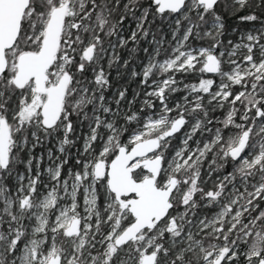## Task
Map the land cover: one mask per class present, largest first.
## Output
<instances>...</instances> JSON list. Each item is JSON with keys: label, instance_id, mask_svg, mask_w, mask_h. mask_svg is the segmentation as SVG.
I'll list each match as a JSON object with an SVG mask.
<instances>
[{"label": "rangeland", "instance_id": "rangeland-1", "mask_svg": "<svg viewBox=\"0 0 264 264\" xmlns=\"http://www.w3.org/2000/svg\"><path fill=\"white\" fill-rule=\"evenodd\" d=\"M58 1L55 4L54 0H50L47 4L49 6L46 9L47 15L41 19L39 16L38 20H34L39 27L30 22V30L34 31L36 29L35 31H38L37 34L40 37L36 44L32 42L35 44L33 49L18 52L14 46L8 50L5 56L8 72L6 77L2 76L0 78V107L3 108V111H0V119L1 117L6 119L9 134V144L6 151L7 165L3 168L5 170L3 174L0 175V223L4 221V224L14 225L10 226L11 232L3 233L0 230V264H43L46 258L56 251L55 246L60 247L54 245L52 240L48 242V235L50 234L49 237L54 238L53 231L56 236H58L56 233H60V231L64 233L69 228L70 222L75 219L79 221V228L75 234L67 237L64 241L62 264L104 263V261L109 262L111 257V264H141L142 259L147 254L154 255L153 264H164V260L168 256L173 255L179 258L185 252L191 250L197 252L194 260L199 264H211L212 259L219 254L223 255L222 264H240L237 259V262L233 261V258L237 257L238 254L243 256L245 253L241 244L245 242V237L249 233V231H245L248 220L243 221L241 216L249 208L251 200L257 197L256 195L261 188L260 185V187H255L251 197L246 199V196L242 193L246 188L245 178H243V185H241L243 189L238 191V187L230 183V178L228 179L223 175L215 176L213 180L209 179L208 186L212 191H216V194L208 196V201L203 203V206L207 207L212 201L216 200L215 206L214 204L211 205V207L217 208L214 214L204 217L189 213L188 218L185 219L186 210L177 209L176 212H170L158 224L154 234L141 233L135 239L137 240L135 245L127 243L125 247L117 246L114 240L128 225L123 226L120 224L127 217L128 212L125 208L121 209L118 206L114 194L108 191L106 177L97 179L93 171L97 161L102 160L107 164L105 159L111 153H114V141L116 140L114 133L118 131L116 127L117 112L107 110L106 107L100 108L97 103L95 111L88 113V108L84 107L88 103L86 89H80L76 84L73 85L70 82L65 95L72 94V91L76 90L80 96L77 95L72 104L75 115L76 113L78 115L79 110L84 108L78 121L71 125L69 121H65L64 124L57 123L58 125H55V128L49 127L51 132L48 135L49 137L45 139L44 144L39 143L34 130L28 131V136L22 135L20 130L23 125L37 121V117L40 116V107L45 98L44 93L40 94L35 91L33 82L26 84L21 89L14 85L13 76L17 71L16 63L20 54L36 53L39 50L46 22L52 9L66 4L65 16L73 13L72 9L70 10L71 6L68 0ZM190 1L186 10L182 7L178 13L165 18L168 23L165 29L162 28L163 33L159 43L162 44L165 39H168L172 44L171 49L174 55L159 61L157 66L163 70L180 71V73L184 71L192 72L194 67L203 68L207 57L214 54L212 50L204 47L186 46L192 25L190 24L182 29L179 21L184 18L190 9L202 6L200 4L196 5L197 0ZM243 1L237 0L240 4ZM26 10L24 13L28 15L30 8L28 11ZM138 22L134 28L129 27L127 24L123 28V33H120L117 37V42L109 48L100 49L98 57L107 60L111 58L113 53L116 54L118 46L126 45L130 40H134L136 43L137 28L141 24V21ZM41 25L42 27H40ZM211 26L219 29L221 27L217 22L211 23ZM65 32L66 30H63L62 27L56 52L59 48L62 51L71 43H67ZM31 37L33 38L32 34L29 33L25 40ZM152 40L155 44L152 35H149L146 42L150 44ZM88 45H92L90 40L86 41L80 50L82 57ZM230 47V50L225 54L227 57L236 60L234 65L230 67L231 69L223 72L219 70L215 74L219 80L214 82L210 78L207 79L208 81L201 80V90L204 91L203 99L207 103H211L212 106L216 105L219 108L225 106V103L228 102L227 98L232 92L231 88L235 86L240 90L229 101V104L246 91L249 95L248 98L252 99L258 89L255 81L264 76V39L262 37L252 35L250 31H246L244 34L238 35V38L233 41ZM214 55L218 58L221 53L218 56ZM66 60L69 61V58L63 60L61 57H56L55 61L60 64H57L58 68L56 70H52L51 73L54 76L58 77L59 73L63 71ZM218 60L220 64V59L218 58ZM108 61H106L107 65L109 64ZM225 62L227 63L228 60L226 59ZM149 67L150 61H147L141 65L140 70L148 72ZM100 73L102 72L99 67L95 77L100 76ZM249 76L253 79L249 80ZM181 80L170 74L154 82H149L142 102L153 107L152 103L156 100L157 104L154 107L158 110L149 113L141 128L131 134L130 143L146 139L147 135L152 134L159 135V139L163 141L165 132L173 126L175 121L181 120L180 116L174 118L168 116L169 110H165L162 97L164 89L171 86V84L174 85L173 90L186 87V83ZM210 86L215 87L211 89ZM191 96H193L192 92H186L182 96L183 101L180 103L175 101L170 110L183 106L187 103V98ZM200 98L202 99L200 96L196 100ZM263 100L260 104L257 103L258 100L251 102V106L256 110L254 117L256 119L264 115V110L262 112L259 110L263 106ZM231 110L232 106H229L224 121L226 123H229V119L233 117V111ZM2 113H4V116ZM66 116L64 113L62 116L61 113L60 117L65 120ZM253 119L248 120L250 121L248 127L250 129L255 123ZM38 120L42 124L41 117ZM197 125V123H194L188 128H180L177 132L180 147L174 150L171 155L172 158L161 167L163 172H169L168 176L171 173L183 172L179 174L178 182L187 183L188 188L194 182L197 183L200 180V172H198V169H194L196 168L194 165L202 163L210 153L215 155L212 148L222 137V133L217 130L212 141L200 143L198 137L193 139ZM263 128H259V131H263ZM19 135L21 139L17 140L16 137ZM173 136L175 135L173 134ZM228 137L227 142L222 147L221 154L223 156L228 155L230 149L238 148V146L241 149L244 146L246 147L251 133L247 134L246 129H240L237 135L233 132L230 138ZM65 145H70L71 151H65ZM40 147H42L43 152L39 150ZM261 155H264V145L260 144L257 154L248 152L244 156L241 155L238 169L243 171L245 168L256 165L260 161ZM212 163L213 160L210 159L204 168L206 175L201 178L200 182L207 181L208 177H211L217 171L214 167L208 166ZM11 164L13 167H10ZM18 164H21V168L23 167L20 172L14 170L18 167ZM188 172H190V180L188 179ZM8 177L11 180V188L3 183V179ZM222 184L230 186V188L219 187ZM177 185L179 188L180 183ZM217 187L219 188L216 189ZM185 191L186 188L181 190L180 194H184ZM219 196L222 198L218 199ZM225 225L226 232H222ZM204 229L213 232L215 238L219 236L221 243L214 241L209 249H206L199 238ZM167 232L171 236L164 240L165 246H160L159 243L154 241ZM47 242L48 245H46ZM148 246H150L149 251H147ZM93 248L99 249L100 252L92 251ZM255 250L257 251V249ZM158 259L159 262L156 263Z\"/></svg>", "mask_w": 264, "mask_h": 264}, {"label": "trees", "instance_id": "trees-1", "mask_svg": "<svg viewBox=\"0 0 264 264\" xmlns=\"http://www.w3.org/2000/svg\"><path fill=\"white\" fill-rule=\"evenodd\" d=\"M49 1L50 0H29L30 3L26 11L30 8V12L28 15L25 14L22 18L19 37L14 45L18 52L20 50L26 51L33 49V45L40 39L39 34H37L38 31H35L36 29L34 31L30 30V22H32L34 26L39 27L34 20H38L39 16L41 19L47 15L46 9L49 7L47 6ZM54 2L57 4L59 1L54 0ZM190 2V0H187L184 3V10L188 8ZM68 3H70V10L72 9L73 13L65 16L62 27L63 30H66L65 37L67 38V43H71L62 51L61 48H59L60 50L58 49L50 70H56L58 68L57 64H60L58 61H55L56 57H61L63 60L69 58V61H65L63 71L71 76L73 85L76 84L78 88L86 89L88 103L86 105L84 104V107L88 108L87 112L91 113L95 111L97 103L100 108L106 107L107 110H115L117 112L116 127L118 131L114 133V138H116L114 141V153H111L110 156L105 159L106 163L110 161V158L118 151L120 146L129 149L132 144L129 142L131 134L141 128V125L144 123L149 113L158 110L154 107L157 104L156 100L152 103L153 107L142 102L149 82H154L170 74H173L176 78L182 79L181 81L186 83V87L173 90L174 85L171 84V86L163 91L162 97L165 103V110H169L168 116L171 118L180 116L183 124L182 127L185 128L197 123L198 125L194 132L193 139L198 137L200 143L212 141L217 130L222 133L221 139L218 140L214 148H212V152L215 155L211 153L208 154L204 162L199 165L202 177L204 167L211 159L213 163L208 164V166L214 167L217 170L211 175L212 178L222 175L223 173L224 176L229 178V175L232 174L231 183L238 187V191L243 189L241 185H243V178H245L244 182L246 188L242 193H244L243 195L246 196V199L251 197V193H253L255 187L261 186L256 195L257 197L251 200L248 206L249 208L245 210L241 216L243 221L248 220L245 225V231H249V233L245 237V242L241 244L245 253L243 256H239L238 254L237 257L233 258V261L237 259L240 264H258V262L264 258V155H261L260 161L256 165L245 168L243 171L238 169V162H231L232 159L229 155L223 160H221L220 155L223 144L228 140L227 136L230 138L233 132L237 135L240 129H246L247 134L251 133V137L248 141L249 143H247L242 151V156L246 155L248 152L257 154L258 146L260 144L264 145V130L259 131V128L264 127V115L261 118L258 117V119L254 118L256 110L251 106L252 101L258 100L257 103L260 104L264 99V76L255 81L258 89L252 99L248 98L249 95H247L246 91L229 104V101H231L240 90L235 86L231 88L232 92L227 98L228 102L225 103V106L220 108L216 105L212 106L211 103H207L205 99H203L204 91L201 90V80L208 81L207 79L210 78L214 82L219 80L217 79L218 76L208 75L203 68L198 67H194L192 72L184 71L180 73V71L163 70L157 66L161 59L170 58V56L174 55L171 49L172 44L168 39H165L162 44L159 43L163 33L162 28L165 29L168 23L165 18L166 16L174 15V13H159L153 0H68ZM138 21H141V24L137 28L138 31L135 37L136 43L134 40H130L126 45L118 46L116 54L113 53L111 58L107 59L109 60V64L107 65L106 59L104 60L98 57L100 54L98 51L105 47L109 48L115 44V42H117V37L120 33H123V28L127 24L129 27L134 28ZM213 22H217L221 26L220 29L211 26ZM179 24L182 29H185V26L192 25L191 32L187 37V47H204L212 50L217 56L221 53V55L218 56L220 59L219 69L223 72L224 70L231 69L230 67L236 62L234 58L227 57L225 53L230 50V46L233 41L238 38V35L250 31L252 35H257L264 39V0H244L242 4L238 3L237 0H218L210 9H205L202 6H198L196 9H190L184 18L179 21ZM40 27H42V25ZM29 33L32 34L33 38L31 37L32 39L28 38V40H25L29 36ZM149 35H152V39L156 42L155 44L153 40L150 44L146 42ZM34 39L36 41H33ZM88 40H90L91 44L94 46L92 52L94 58L92 59L91 57L89 61H85L80 50ZM226 59L228 60L227 63L225 62ZM147 61H150L149 71L140 70L141 65ZM80 65L83 66L82 69H80ZM99 67L102 73H100V76L95 77V73H97ZM121 69L122 71L120 72ZM7 70L8 69L3 73V77H6ZM52 74L53 73H51L50 76ZM55 79L56 76L53 74L49 81L53 82ZM252 79L253 78L249 76V80ZM214 87L210 86L211 89H214ZM186 92H192L193 96L188 97L187 103L183 106L170 110L175 101L179 103L183 101L182 96ZM77 95L79 96L76 90L72 91V94L65 95L62 116L63 113L67 116L65 120L59 117L58 122L55 124L56 126L58 125L57 123L64 124L65 121H69L70 125L78 121L80 113L84 111V108L79 110L78 115L77 113L75 115L72 104ZM200 96L202 99L196 100V98ZM229 106H232L231 111H233V117L229 119V123H226L224 121L226 120ZM0 111H3L2 107H0ZM179 111L181 112L179 113ZM3 114L4 113H2V115ZM39 117L40 116L37 117L35 123L23 125L20 131H22V135L24 134L26 136H28V131H36L39 143L44 144L45 139L49 137L48 135L51 132V128H46L40 124L38 120ZM249 119H253L255 122L254 125L251 126V129L248 128L250 125ZM55 125L53 128H55ZM174 135L173 138L165 136L156 152L163 159L162 166L172 158L171 155L174 153V150L180 147L179 135L178 133ZM150 136L156 135L152 134ZM16 139H21L20 135L17 136ZM39 150L43 152L42 147H40ZM64 150L71 151V146L65 145ZM17 166L18 167L14 168V170L21 171V164ZM10 167H13V165L11 164ZM4 171L5 170L0 167V175H2ZM168 173L169 172L166 174ZM171 175L172 173L169 176ZM167 176H162L161 182H163ZM188 176L190 180V172H188ZM176 178H179V175ZM208 182L209 180L206 183ZM3 183L11 188V180L9 177L4 178ZM219 187L226 189L230 188V186L223 184ZM184 188H186L184 194L181 195L176 193L172 198L173 205L170 209L171 212H176L177 209L186 210L185 219L188 218L189 213H192L194 216L200 215L204 217H209L215 213L217 208L211 207V205L214 204L215 206L216 200L212 201L207 207L203 206V203L208 201V196H214L216 194V191H212L208 184H201V182H199V185L194 187L193 183V186L188 188L187 183L180 182V191L184 190ZM197 188H200V190ZM221 198L222 197L219 196L218 199ZM130 219L131 217L128 215L120 224L123 226L127 225ZM10 226L11 224H4V221H2L0 229H2L3 233H6L9 231ZM157 226L158 224L152 229H145L142 233L152 235ZM225 228L226 225L223 227L222 232H226ZM214 235L213 232L206 229L202 230L199 235L206 249H209L211 243L214 241L221 243L219 236L215 238ZM169 236L171 235L167 232L154 241L159 243L160 246H165L164 240ZM136 242L137 240L129 243L135 245ZM125 246L127 245H124V247ZM149 247L150 246L147 247V251L150 250ZM57 248L58 252H60L61 247ZM255 249H257V251ZM92 251L100 252V250L96 248H93ZM196 256L197 252H195V250L185 252L182 256H179V258L170 255L164 260V264H199L194 260ZM245 256L247 257L245 258ZM111 260L112 257L109 262H97L96 264H109L112 262ZM158 262L159 259L156 263Z\"/></svg>", "mask_w": 264, "mask_h": 264}, {"label": "water", "instance_id": "water-1", "mask_svg": "<svg viewBox=\"0 0 264 264\" xmlns=\"http://www.w3.org/2000/svg\"><path fill=\"white\" fill-rule=\"evenodd\" d=\"M187 0H153L159 13L171 12L178 13ZM218 0H197V4L202 5L205 9H210ZM29 0H0V76L7 69L5 52L13 48L18 38L20 22ZM66 4H62L51 10L48 21L44 29V37L37 53H22L16 63L17 71L13 76V83L17 88L24 86L31 78L34 80V88L38 93H46V101L43 103L41 110V120L43 126L52 127L57 121L61 111V105L64 99L66 84L69 77L63 75L59 81L46 88L44 86L46 77L45 72L55 57L58 47V39L61 35L63 19L66 13ZM93 45H88L84 50L83 59L89 61L93 55ZM203 69L208 75H215L219 72V60L214 54L209 55L203 64ZM182 120L173 123L164 134L171 138L182 127ZM8 132L6 121L0 119V162L2 168L6 166V151L8 148ZM159 142L157 139H141L134 142L129 149L122 146L116 154L110 159L106 170L104 162L99 160L94 168V175L97 178L106 174L108 191L113 193L117 202L127 206L128 212L131 213L133 220L124 228L120 235L115 239L116 245H123L130 241H135L140 231L145 228L151 229L156 223L166 217L168 210L172 206L170 200L173 192V183L165 189L157 188L155 177L160 170L161 157L155 156L153 159L147 156L153 155L158 149ZM241 147L234 148L230 154L236 158L239 156ZM143 169L149 177L143 179V182H136L132 179L133 170ZM123 197H130L123 200ZM78 221L70 223L67 231L69 236L73 235L77 229ZM223 255L219 254L212 259L211 264H222ZM46 264H60L59 256L50 257ZM154 255L147 254L141 264H153ZM258 264H264V258Z\"/></svg>", "mask_w": 264, "mask_h": 264}, {"label": "flooded vegetation", "instance_id": "flooded-vegetation-1", "mask_svg": "<svg viewBox=\"0 0 264 264\" xmlns=\"http://www.w3.org/2000/svg\"><path fill=\"white\" fill-rule=\"evenodd\" d=\"M64 24V23H63ZM44 34V33H43ZM43 37H44V35H43ZM14 46V45H13ZM93 48H94V46H93ZM12 49V48H11ZM10 50V49H9ZM7 52L8 51H6L5 52V56H6V54H7ZM38 52V51H37ZM36 52V53H37ZM84 56V55H83ZM217 58V57H216ZM54 61V60H53ZM6 62H7V60H6ZM83 68V66L82 65H80V69H82ZM51 69V66H50V68H48L47 70H46V72H45V77H46V80H45V83H44V86L46 87V88H49L50 86H53L54 84H56L58 81H59V79L63 76V75H66V76H68L69 77V79H68V82H67V84H66V89H65V93H64V99H65V94H66V92H67V89H68V85L70 84V82H71V76H69L68 75V73H66L65 71H61L60 73H59V75H58V77L56 76V79L53 81V84H52V82H50L49 81V79H51V76H50V74H51V72H52V70H50ZM6 71V70H5ZM4 71V72H5ZM3 75V74H2ZM1 75V76H2ZM0 76V77H1ZM31 82H33V85H34V80H33V78H31V80H29L26 84H28V83H31ZM25 84V85H26ZM50 84H52V85H50ZM24 85V86H25ZM23 87V86H22ZM34 88V87H33ZM21 89V88H20ZM35 89V88H34ZM42 93H44V98H45V100L43 101V103L46 101V91L45 92H42ZM42 93H40V94H42ZM64 99H63V102H62V105H61V108L63 107V103H64ZM263 106H262V108L260 107L259 108V110L262 112L263 110H264V100H263ZM42 106H43V104H42ZM42 106L40 107V109L42 108ZM42 110V109H41ZM41 110H40V117H41ZM62 111H63V108L61 109V111H60V114H59V116L57 117V120L59 119V117L61 116V113H62ZM1 118H3V117H1ZM42 119V118H41ZM6 121V120H5ZM57 122V121H56ZM56 124V123H55ZM45 126V125H44ZM46 127V126H45ZM53 127V126H52ZM6 128H7V121H6ZM46 128H48V127H46ZM8 138H9V134H8ZM152 138H155V139H157L158 140V142H159V145L161 144V142H162V140H160L159 139V135L157 136H146V139H152ZM133 144V143H132ZM131 144V145H132ZM159 145H158V149H159ZM131 147V146H130ZM129 147V148H130ZM244 148H245V146L240 150V152L238 153L239 154V156L238 157H236V158H234L231 154H230V151L232 150V149H230L229 150V152H228V155L230 156V158L232 159V163H234V162H238L239 163V159H240V157H241V155L243 154L242 153V151L244 150ZM157 149V150H158ZM157 150H156V152H157ZM156 152H154L153 153V155H150V156H147V158H151V159H153V157H155V156H159ZM114 156V155H113ZM112 156V157H113ZM221 156V160H223L225 157H227V155H225V156H223V154H221L220 155ZM111 157V158H112ZM160 157V156H159ZM110 158V159H111ZM161 159H162V157H161ZM163 160V159H162ZM162 160H161V165H160V170L158 171V174H157V176L154 178L155 179V185H156V187L157 188H160V189H165L166 187H168L171 183H173V192H172V194H171V197H170V200H171V202H172V198L174 197V195H176V193H178V194H180V186H179V188H178V185L177 184H179L180 182H178V178H176L179 174H181V173H183V172H175V174H172L171 176H167V174L165 173V172H163L161 169V167H162ZM205 160V159H204ZM204 160L202 161V163L204 162ZM98 162V161H97ZM96 162V163H97ZM110 162V161H109ZM108 162V163H109ZM108 163L107 164H105L104 163V166H105V169H104V171L106 170V167H107V165H108ZM202 163H196L194 166H196V168H194V169H198L199 171L198 172H200V166L199 165H201ZM7 165V164H6ZM1 167V169H3L2 168V165L0 166ZM205 168V167H204ZM22 170H23V167H22ZM21 170V171H22ZM19 172H20V170H19ZM167 176V177H165V180L163 181V182H161V178H162V176ZM205 175H206V170L204 169V172H203V177H205ZM223 176H224V173L222 174ZM104 176L106 177V174L104 173V175L103 176H101L100 178H104ZM150 176V174H148L146 171H144L143 169H141V168H138V169H136V170H133L132 171V174H131V177H132V179L134 180V181H136V182H143V179H145V178H147V177H149ZM230 177V181H231V179H232V177H233V175L232 174H230L229 175ZM199 177H200V180H202L201 178H203L202 177V173L200 172V175H199ZM226 177V176H225ZM97 178V177H96ZM100 178H97V179H100ZM228 178V179H229ZM209 179H211V180H213L214 178H212V176L211 177H208V179H207V181L209 180ZM200 180L199 181H197V183L196 182H194V187H196L197 185H199V182H200ZM106 181V180H105ZM207 181H204V182H201V184H209V182L208 183H206ZM232 182V181H231ZM230 182V183H231ZM106 183H107V181H106ZM232 184V183H231ZM230 184V185H231ZM193 186V185H192ZM197 189H199L200 190V188H197ZM115 197V196H114ZM127 198H130V197H123V199H122V201L123 200H126ZM116 200V199H115ZM117 202V201H116ZM173 205V204H172ZM118 206L121 208V209H123V208H125L126 210H127V212H128V209H127V206H125V205H121L120 204V202H118ZM171 208H172V206H171ZM170 208V209H171ZM170 209L168 210V213L166 214V216L171 212L170 211ZM128 215L131 217V219H130V222L128 223V225L131 223V221L133 220V218H132V215H131V213L130 212H128V214H127V217H128ZM126 217V218H127ZM166 218V217H165ZM164 218V219H165ZM75 220H77V219H75ZM163 220V219H162ZM162 220H160L159 221V223L162 221ZM72 221H74V220H72ZM71 221V222H72ZM78 221V220H77ZM70 222V223H71ZM159 223H156V224H159ZM7 224V223H6ZM78 224H79V221H78ZM77 224V229L75 230V232H74V234L76 233V231L78 230V228H79V225ZM155 224V225H156ZM0 225H1V223H0ZM12 225V224H11ZM127 225V226H128ZM154 225V226H155ZM12 226H14V225H12ZM69 226V228H70V224L68 225ZM153 226V227H154ZM152 227V228H153ZM69 228L63 233L62 231H60V233L58 232V233H56L58 236H56L55 235V232L53 231V234H54V238H50L49 237V235H48V242L50 241V240H52L53 241V243H54V245H57V246H60L61 247V250H60V252H58V248L55 246V248H56V251L53 253V254H50V256H48L47 258H46V260L44 261V263L43 264H46L50 259V257H54V256H59V258L61 259V263L60 264H62L63 263V252H62V247L65 245V243H64V241L67 239V237H71V236H69L68 234H67V231L69 230ZM125 228V227H124ZM151 228V229H152ZM21 229V228H20ZM145 229H147V228H145ZM145 229L144 230H142V231H140L139 232V234H141L143 231H145ZM0 230H2V229H0ZM11 227L9 228V231L8 232H11ZM123 231V230H122ZM121 231V232H122ZM3 232V231H2ZM8 232H6V233H8ZM120 232V233H121ZM120 233H119V235H120ZM138 234V235H139ZM118 235V236H119ZM137 235V236H138ZM117 236V237H118ZM116 237V238H117ZM115 238V239H116ZM137 238V237H136ZM48 242L46 243V245H48ZM61 242V243H60ZM131 242V241H130ZM57 243V244H56ZM114 243H115V240H114ZM127 243H129V242H127ZM127 243H125V244H127ZM125 244H123V245H117V246H124ZM116 245V244H115ZM223 259V258H222Z\"/></svg>", "mask_w": 264, "mask_h": 264}]
</instances>
